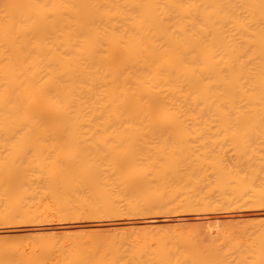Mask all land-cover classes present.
Here are the masks:
<instances>
[{
  "label": "bare ground",
  "instance_id": "bare-ground-1",
  "mask_svg": "<svg viewBox=\"0 0 264 264\" xmlns=\"http://www.w3.org/2000/svg\"><path fill=\"white\" fill-rule=\"evenodd\" d=\"M259 116L264 0H0L3 225L264 209L263 137L186 134ZM82 133L112 144L90 153ZM121 231L61 244L3 234L0 264H264L263 220Z\"/></svg>",
  "mask_w": 264,
  "mask_h": 264
},
{
  "label": "rangeland",
  "instance_id": "rangeland-1",
  "mask_svg": "<svg viewBox=\"0 0 264 264\" xmlns=\"http://www.w3.org/2000/svg\"><path fill=\"white\" fill-rule=\"evenodd\" d=\"M219 118L222 119L223 117H219ZM255 118H256V121L259 120L260 122H264V116H262V117L259 116L258 118L257 117H252V120H255ZM215 119H217V121H218V118H215ZM215 119L213 118V120H215ZM242 119H243V121L244 120L245 121L246 120L247 121L248 120L252 121L251 117L250 118L249 117H241L240 119L237 118V117H235V118L234 117H228V118L224 117L222 120H224V121L233 120V122H234V120H238V121L240 120L241 121ZM230 122H232V121H230ZM234 125L235 124L229 125L231 127L227 126L226 128L229 129L228 131H226L227 129L225 130L224 128L215 129V127H214V129H213L212 128L213 126H212L210 128L211 130L207 129L208 132L206 130L205 131L203 130L205 133L202 132V131L201 132L200 131H194L193 133L192 132L191 133L188 132L186 134H187V136H189V135L191 136V138L189 139L191 142L196 137L200 138V139H203V138L205 139L206 136L208 138L210 137V139H211V137H213V140H215V141H217L216 137H221V139L218 138V140L222 141L224 139V142L227 145V141H228L227 139H231L230 141L235 139L236 138L235 135H237L236 132H238V133L242 132L243 133L245 130L246 131L247 130L250 131V129H251V132L253 131V133H254V131H255L254 134L251 133L253 136L257 135V137L259 136V138L261 136V140H262V137L264 139V136H263V134H264V123H259L257 125L253 124L252 126L251 125H245V124L243 126V125L240 124V127L236 126L237 125L236 124L235 125L236 128H235ZM247 126L250 129H247L248 128ZM237 127H239V128H237ZM243 127H244L245 130L243 129ZM233 128H235V129H233ZM219 130H221V131L225 130V132L224 131L223 132H219ZM232 131L234 132V134L231 133ZM167 133L168 132H166L165 134L162 133L160 136L166 137L168 135V137L171 139L170 136H172V134L171 133L167 134ZM224 133H227L226 134L227 137H225L226 135L224 136ZM1 134H0V136L3 135V137H4V134H2V135ZM65 134L67 135V133H58L56 135L57 136L58 135L59 136H66ZM86 134L89 135V137L86 136ZM108 134H110V133H105V134L104 133H95V134L94 133H91V134L90 133H82L81 135L82 136L85 135V137H86L85 139L89 140L91 138V140L88 141V140L84 139V140H80V141L75 142V143L81 144L83 146V144H84L83 141H86L84 146L81 147V148H85L86 144L88 145V143L91 141L90 142L91 144L89 143V145H90V147L93 146L92 150L90 148H88V150L90 149L89 151L87 150V148L85 150L88 151V152L93 151V148L96 145L94 149H99V151H101L100 146H101V148H103L105 143H106V146H109L112 143L110 141H100L101 143L103 142V144H101V143H99L98 140H94V139H93L94 141L92 142V136L94 135V137H96L98 135L97 137H99V136L101 137L102 135L106 136ZM157 134H159V133H157ZM216 134L218 136H216ZM251 134H250L249 137H251ZM35 135L36 136H38V135L41 136L40 134H38V135L35 134ZM45 135L46 136H51V135L54 136L55 134L48 133V135L47 134H45ZM74 135L76 136V134H74ZM115 135L119 136L121 134L120 133L119 134H113V136H115ZM154 135L156 136V134H154ZM232 135H234V136H232ZM6 136H10V135H6ZM11 136H15V135H11ZM78 136H80L79 133H78ZM157 136H159V135H157ZM202 136H205V137H202ZM238 136L241 137L240 134H238ZM222 137H224V138H222ZM254 138L251 137L250 139H254ZM255 139L258 140L257 138H255ZM206 140H207V138H206ZM81 141L83 142V144H82ZM49 142H51V141H49ZM27 143H28V145H30V147H32V143L33 142L31 144L29 142H27ZM34 143H33L34 144L33 146L36 145V142H34ZM45 143L42 142V144H44V147H45L46 144H47L46 145L47 147L48 146L50 147V145L53 144V142H52V144H49V145H48V143H46V144ZM70 143L73 144V142H70ZM107 143L109 145H107ZM156 143H158V142H156ZM230 143L231 142H229V144ZM37 144H38V142H37ZM64 144H66V143H64ZM28 145L26 144V145H23V146H28ZM38 145H41V143H39ZM75 146H77V145L75 144ZM80 146H77V147L80 149ZM42 147H43V145H42ZM44 147H43V149H44ZM96 147H98V148H96ZM80 150H81V152H82V150L85 151L84 149H80ZM27 151L30 152L31 150H27ZM27 151H25V154H26ZM43 151L46 152L45 149ZM102 151H104V150L102 149ZM229 151H231V153H232L233 149L232 150L230 149ZM21 153H22V151H21ZM23 154H24V152H23ZM233 154L235 155V159H236L237 158V152L235 153V150L233 151L231 157H230V154L228 153V156L230 158L228 156H226L227 159L235 160V159H233L234 158ZM226 155H227V152H226ZM105 167L106 166H104L103 164H102V166L100 165L99 170H98V172H99L100 168H101L100 175L101 174H107V172L105 171L106 170ZM34 170H38V169L35 168ZM103 171H105L106 173L105 172L103 173ZM35 173L37 174V171H35ZM44 173H46V172H43V174ZM37 175H39V174H37ZM45 175H44L45 178H47L48 177L47 174H45ZM41 176H42L41 180H43V175H41ZM69 176H71V174H69ZM243 208L244 207H242V208H232V209L230 208V209H227V210L226 209H223V210L222 209H216V210H206V211H200V212L199 211H191V212H182V211H180L181 213L180 212H178V213L176 212V213H173V214L171 212L164 213V214L163 213H159V214L156 213V214H150V215L146 214V215H142V216L134 215L133 217H131L133 214H131L130 216H128L129 214H127V215L125 214L127 216L126 217V216L122 215V213H121L122 216L119 214L118 216H112V217L108 216L109 218L105 217L103 219H101V218L94 219L93 218V220H91L89 218L88 219L87 218H83V219L82 218H80V219H76V218H73V219L70 218L69 219L68 218L66 220L65 219H61L60 220V219L57 218L58 216L57 217L56 216H54V217L52 216L53 218L49 217V219L47 218L46 221L43 220V222L40 220V221H37V222H27V223H18V222H16V223H12V224L11 223L10 224L7 223V224H4V225L2 223H0V236L3 235V234L8 235V239H9L10 243H14V242L15 243H21V242L29 243V242H32V241H35V240L39 239V240H45V241H51L52 240L53 243L55 242V244H57V242L58 243L59 242L63 243L62 241H65V240L69 239L70 237H73L77 233H80V232H84V233L87 232L88 233V231L90 232V230L93 227H97L103 232H106V231L110 232L111 231V233H114V232H117V231L120 232L121 229H142L143 227H154L155 229H158V230L162 229L163 230V229H167V228L171 227L172 225H185V224L186 225H188V224L190 225V224H198V223H202V222H205L207 225L209 223H213L214 225H218L220 223L225 224L226 222L239 223L241 221H250V220H263L264 221V214L259 215V216H251L249 214V213H251V212H253V211L257 210V209L262 210L264 212V209H260V208L256 209V208H252V207H245L244 209ZM253 209H255V210H253ZM224 215H226V216H224ZM227 215H229V216H227ZM172 218H174L176 220H172ZM47 220H49V221H47ZM119 232H117V234H119ZM61 243H59V244H61Z\"/></svg>",
  "mask_w": 264,
  "mask_h": 264
}]
</instances>
